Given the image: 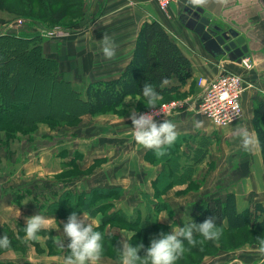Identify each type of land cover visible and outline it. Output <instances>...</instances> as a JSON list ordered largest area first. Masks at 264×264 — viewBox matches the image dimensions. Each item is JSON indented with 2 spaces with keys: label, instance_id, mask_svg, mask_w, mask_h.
<instances>
[{
  "label": "rangeland",
  "instance_id": "obj_1",
  "mask_svg": "<svg viewBox=\"0 0 264 264\" xmlns=\"http://www.w3.org/2000/svg\"><path fill=\"white\" fill-rule=\"evenodd\" d=\"M49 1L50 11L46 9V7L40 0H0V25H2V31L24 34L37 33L40 34L44 38V40L51 38H62V36L65 35L63 34L64 31L62 30L63 32H61L59 30H68L75 26L78 19L82 17L81 15L85 10V4L87 0ZM124 1L126 5H135L132 0ZM155 1L160 11L167 12L168 8L162 9L159 6L157 0ZM229 1L230 0H225L224 4ZM241 1L243 4H245L246 12L242 19V21H244L242 22L244 23V25H242V27H240L239 29L240 33L244 34L243 31L246 27L247 29L251 30L250 32H248L247 36L261 38L260 42L264 43V30L262 31V27H264L263 0ZM70 2H72V4L69 8V11H66L67 15H65L62 20L55 21L53 16L56 15L59 9L66 6ZM231 3L235 2L232 0ZM207 6H209V8H211L212 10H215L216 15L218 13V15H220V9L217 0L207 4ZM74 9L75 11L78 9V16H75L72 13ZM252 12H254L253 15L249 14ZM222 13L226 15L229 13V11L226 10L225 13L222 11ZM29 16L39 18L37 20H32L29 19ZM11 47L12 46L8 44L6 45L5 50L7 53V57L14 58L12 60L18 63L17 69L21 74L19 88H22V90L16 96L15 100H13V102L18 105L23 104V106L19 107L25 106L24 109H26L27 111L28 109H31L34 106L33 108H35L41 113L45 111V108L43 106L44 103H47L48 106L51 107L61 106L62 108H65L63 99L64 89L62 87L57 88L53 86L52 81L47 77L46 73L42 72V70H37V68L40 67V65L42 64L38 62L35 57L24 55L22 56L20 55L19 51H13ZM225 57L226 63H229V65H231V63L228 62L230 57L227 55ZM252 60H249V63L252 64L251 68L254 67V60ZM8 62L4 64L3 69H8V65L10 63ZM258 66L261 67L260 65ZM2 71L3 70H1L0 74V89L3 88L4 80L6 78V73ZM241 72L244 76L245 81L250 82L254 79L252 78L253 76L251 77V75L245 76L244 71ZM39 86L44 88L42 93H40L39 91ZM50 92H52V99L49 100L48 94ZM255 92L260 91H253V93ZM252 94L249 95L248 93L246 95V100L248 101V103L251 101L250 96ZM38 95L40 96V99L42 101L40 107H36V105L38 104L35 103L37 102L36 96ZM70 98L72 97L70 96ZM172 98L177 99L180 97L171 94L162 95L160 96L157 105L155 107L150 108L146 105V101L142 100L139 95H129L122 100L119 106L115 107L114 109L104 110L100 114L92 115L83 112L79 116L78 121L77 119H75L71 122H64L61 120L59 121L56 119L42 117L39 118L36 123H34L33 128L24 127L23 129H26V131L22 132V130H18L17 134L25 135L28 139H31L33 134L37 132L42 135L49 134L46 136L49 138L48 140H50V143H77V141L101 142L105 139V141L113 142L108 144H110L120 154L122 153L123 155H128L126 156V158H122V160L126 161V163L130 165H134L135 167L139 165V160L143 159L142 156L145 154L143 160L148 162L150 165L157 167L155 177L151 180L152 183L155 180L156 176L163 170V167H169L172 172L174 168L172 167V163H166L164 165L162 161L156 159L152 149L145 148L135 141L132 132L131 120L129 119V113L134 109L139 112H152L156 109H159L161 107V103ZM251 105L253 107V101L251 102ZM248 107H250V105H246V108ZM248 110L249 109H247V111ZM22 111L24 110L22 109ZM22 111L18 109L16 110V112L13 113L18 114ZM35 116L36 115L32 116V118H35ZM41 116H43V114ZM92 119L95 120L92 122ZM202 120L206 121L210 126L212 125V129L210 132H204L203 134H199L203 140L201 142H204L202 148L206 149L203 156L200 157V155H197L196 157L191 158L192 168L190 172H180L177 174L171 173L173 179H169V182L172 185H170L165 191L159 192V194L156 196H154L153 192V198L159 200V202H155L154 204H163L159 211L156 210V215H152V220L158 221V225H153L148 229L142 230L139 234L138 232L140 231V229L137 225L129 224L121 219L113 220L108 223L102 224L101 220L103 217V212L98 213L94 217L99 218V230L105 233L104 253L101 260L99 261V264H120L119 242L123 239L130 238L133 244L142 242L145 247H147L150 240L154 238L160 231L168 232L171 231L172 225H182L180 220L182 212L179 210V208H177L180 207V205H182L181 209L184 213L187 212L188 214H192L194 212L192 207L199 204L203 199L210 197V195H215L214 197H221L223 196L220 194L222 191L227 190L231 186L237 185H241L243 190L252 188V190L249 192L250 194L248 195V198H259L256 192V190L258 191V189L260 190L259 193H261V195L264 194V186H262L260 181L251 180V178L246 179L244 177L245 172L241 169V167H239L235 173L232 172L229 175H227V172L225 174L223 173L225 176L221 175V173H217V169L214 167L215 164L213 165V163L211 162V158L214 157L215 154L210 155L208 157L209 160L206 162V164H203L199 167V164L205 159L207 151H219V163H222V158L224 159L227 157L225 151H227V154L232 153L233 151H249L246 150L242 144H236L235 140L230 139L229 134L227 132L215 127L208 118H202ZM30 122H32V119L27 121L26 124ZM41 125L46 126V130L37 131L38 128L41 127ZM29 131L31 133H29ZM0 132L4 134V139H6L5 137L7 136L4 130H0ZM53 132L54 134H52ZM209 133L213 134L214 137L211 138L212 135ZM119 138H121V140H118ZM11 139L8 140V143H0V145H8ZM212 145H216L213 146L215 147V150L212 148ZM17 146L20 148L24 147L25 152L27 153L28 151L26 150L29 147V142H22L19 140L17 142ZM178 148H180V146H178ZM184 149V151L189 154L194 152L192 147L191 150L188 149L187 143ZM237 155L238 154L232 155V157L237 159ZM198 157L200 158L197 159ZM241 157L244 159L246 158L244 154H242ZM185 159L187 161V156L185 157ZM79 160L80 158H78V161ZM103 161H106V159ZM103 161H101V163ZM215 166L217 167V165ZM132 168L134 167H131V169ZM7 169L8 168L4 169V167L0 165V188H6L5 191H2L0 189V196L2 197V200L3 197L6 201H9L10 199H12L13 201L16 200V202L14 201V203L16 204L15 206H19L21 194L16 193L14 199L13 195H11V188L6 187L5 184V182L9 181L7 180ZM134 169L136 170V168ZM94 172L95 165H92L91 168L87 167L85 169L77 167H64L56 175L47 178L55 179L57 183H74V181L77 180L90 182L93 180V178H96V176L100 178L99 172ZM123 174L129 175L130 173L127 171ZM39 181L43 182V180L40 179ZM44 182L46 183V181ZM155 187H153V191L157 190ZM47 188L52 193L53 188L51 186H47ZM54 190H56V188H54ZM125 190L126 188H122L118 195H111L109 197V200L111 202L110 204H108L107 207H105V209H118V206H120V202L118 201L126 198ZM62 192L63 190L59 189L55 191L54 194L50 195L48 198L37 200V203L26 206L27 210L23 211H39L43 213L47 201H53L57 199ZM228 192L235 193V191ZM236 194L235 197L237 196ZM145 195L148 194L142 192V196L145 197ZM196 196H198V198L195 199ZM93 197H95L96 199L98 198L96 195H94ZM180 202L183 203L180 204ZM7 203L9 204V202ZM253 203L255 202L249 203L248 207ZM15 210L16 208H13L11 210L10 206H6L4 210L0 211V234L7 233L11 239L10 247L0 248V260H4L9 264H14L16 262H18L19 264H63L64 256L67 254L68 250L66 248H61L58 246V244L56 243V237L61 235L60 232H62V224L67 219L65 213L62 212L63 216H58L54 213L55 211L51 210L50 213L52 214L45 216L49 219L54 220V223L42 229L38 234L37 239L30 240L26 237L24 232L26 217H28V215L26 214L28 213L20 214L17 210ZM153 211L154 210H152V212ZM71 212L72 211H70V213ZM175 212H177L179 215ZM77 213L80 214L81 212ZM143 215L144 213L142 212V216ZM182 217L184 218V214L182 215ZM163 220H165L167 224ZM219 227L221 228V235L216 240H204L197 234V243L195 245H187L183 257H181L176 262V264H221L223 263V261L232 258L239 259L242 258V256L244 257L242 258V261L245 262L252 260L258 261L261 257L264 256V253H262L258 247L261 238H264V231H258L257 229H254L251 226H245L240 229H227L222 226ZM108 233H111L112 235L109 236ZM140 254L143 255V249L140 250Z\"/></svg>",
  "mask_w": 264,
  "mask_h": 264
},
{
  "label": "crops",
  "instance_id": "obj_2",
  "mask_svg": "<svg viewBox=\"0 0 264 264\" xmlns=\"http://www.w3.org/2000/svg\"><path fill=\"white\" fill-rule=\"evenodd\" d=\"M132 1L135 3V5L132 4L133 6L126 5L124 0H87L85 10L81 15L82 17L78 19L75 26L68 30L65 29L63 33L65 35L62 36V38L45 39L43 41L44 51L46 54L58 59L62 67L63 77L71 82L73 88L80 92L82 98H85L86 87L89 82L98 78H109L120 74L132 56L135 38L142 22L151 18L159 20L164 24L169 35L179 45L182 52L190 59L192 64V78L180 85L176 90H169V92H167L168 94L179 96L180 98H172L170 100H177L181 104L171 114L158 119V121L171 119L176 123L180 133L178 138L182 140V144L180 145L181 150H185L184 147L186 145L182 137H195L193 142L189 141L192 148H195L197 147V140L199 141L201 137L199 134L210 132L212 129V125L210 126L206 121L202 120V118L206 117L197 110L200 93V88L197 85V78L200 76L207 79L212 78L218 73V68L222 63L229 68H232L233 64L231 63V65H229V63H226V55H213L200 37L182 21L178 13L176 0L170 2L167 12L160 11L155 0ZM192 1L202 5L217 18L221 15V18L238 21L240 27L244 25L242 19L246 12V7L241 0L234 1L236 4L233 7L232 5H227L228 3L224 4L225 0H217L220 15H218L219 13L216 15L215 10L207 6V4L215 0ZM239 5L240 8L238 7ZM226 10L229 11V13L225 15L222 11L225 13ZM254 12L249 14L253 15ZM1 26L2 25H0V29L3 30ZM263 30L264 27H262V31ZM250 31V29L245 27L243 33L247 36ZM104 35L110 36L115 41L116 54L112 58H107L103 54L102 37ZM247 37L249 38V44L252 49L250 59L254 60H252L254 62V67L250 69H241V67L234 65V68L244 71L245 76H253L252 78L254 79L250 81L253 87H248L244 90L241 116L229 125L219 128L227 132L230 139L235 140L236 144H242L238 134V130L242 126H247L249 129L255 131L251 122L253 113V107L251 105L252 95L250 96L251 101L249 103L246 100V95L248 93L249 95L252 94L253 91H260L264 95V43L262 42V44L260 42L261 38ZM230 60L232 59L230 58L228 62H230ZM177 83L176 79H172L170 82H166L163 85L170 89L171 85ZM246 105H250V107L246 108ZM247 109L249 110L247 111ZM94 120L95 119H92L91 121L93 122ZM196 121L201 122L199 127L195 126ZM45 127L46 126L41 125L37 131L46 130ZM52 134H54V132ZM46 135L49 134L42 135L37 132L33 134L31 139H28L25 135L17 134L9 141L8 145H0V165H2L4 169L8 168L6 173L8 174L7 180L9 181L5 182L6 187L11 188V195H13L14 199L16 193L21 194L19 206H15L16 204L14 201L16 202V200L13 201L10 199L6 201L4 197L2 200L0 196V211L4 210L6 206H10L11 210L16 208L20 214L28 213L26 215L31 216L37 212H24L23 210H27L26 206L37 203V200L48 198L59 189L82 191L89 190L95 186H121L124 189L126 188V198L118 201L120 202L118 209H121L128 216H135L136 210L138 208L142 209L145 206L146 198L142 196V192L148 195L152 194L150 198L155 201L153 198L154 191L151 180L155 177L157 167L143 160L145 154L142 156L143 159L139 160V165L135 167L122 160V158H126L128 155L120 154L108 144L113 142L105 141V139L101 142L77 141V143H50ZM211 135V138H213V134ZM3 139L4 134L0 132V141ZM19 140L22 142H29V147L26 150L28 151L27 153L24 147L20 148L17 146ZM118 140H121V138ZM201 141H203L202 138ZM213 146L216 145H212V148L215 150ZM77 152L80 153V160L78 161L80 166L82 164L81 167L85 169L89 167L90 164L95 165V172H99L100 178L96 176V178H93L90 182L77 180L74 181V183H57L55 179L47 178L56 175L63 169V164L71 159L73 154ZM203 154L204 153H198L197 155L202 157ZM206 154L205 159L199 164V167L206 164L210 155L215 154V156L211 158V162L213 165H217V167L214 165L217 169V173H221V175L225 176L224 174L226 172L227 175H229L232 172L235 173L237 169L241 167L245 172L244 177L246 179L251 178V180L260 181L262 186H264V163L259 147H253L249 151H233L229 154L225 151L228 158H222V163H219V151H207ZM235 154H238L237 159L232 157V155ZM242 154L246 157L245 159L241 157ZM194 157L193 153L189 154L187 162L191 163V158ZM94 159L96 160L94 161ZM105 159L106 161H103ZM101 161L103 162L101 163ZM131 167L136 168V170L134 168L131 169ZM127 171L130 174L124 175L123 173ZM39 179L43 180V182L39 181ZM44 181H46V183ZM47 186L53 188L52 193L48 190ZM54 188H56V190H54ZM0 189L2 191L6 190V188ZM251 190L252 188L243 190L241 185H237L229 187L220 194L224 195L228 191H235V194L237 193L236 207L241 211L247 208L251 202L264 203V194L261 195L259 189L258 191L256 190L257 196L259 197L257 198L258 200L251 197L248 198ZM210 196L214 197L215 195ZM196 198H198V196H196L195 199ZM7 202H9V204ZM181 203L183 202H180V204ZM152 205L154 207L155 204ZM177 208L182 212L180 216L181 219L184 214L181 209L182 205ZM175 213L178 214L177 212ZM262 217L264 218V213ZM163 221L167 224L165 220ZM263 257L258 261L252 260L245 262L242 261V258H244L242 256V258L239 259L232 258L223 261L221 264H264ZM0 264L9 263L0 260ZM14 264L19 263L16 262Z\"/></svg>",
  "mask_w": 264,
  "mask_h": 264
},
{
  "label": "trees",
  "instance_id": "obj_3",
  "mask_svg": "<svg viewBox=\"0 0 264 264\" xmlns=\"http://www.w3.org/2000/svg\"><path fill=\"white\" fill-rule=\"evenodd\" d=\"M40 1L50 11V1ZM71 4L72 2L59 9L56 15L53 16L54 20H62L67 15L66 11H69ZM72 13L78 16V9L76 11L74 9ZM38 18L29 16V19L32 20H37ZM43 41L44 38L37 33L24 34L3 32L0 30V74L1 70L6 73L4 86L0 89V130H4L7 136L0 143H8L9 139L16 136L18 130L25 132L26 129H23L24 127L33 128L34 123L42 117L64 122H71L75 119L78 121L79 116L83 112L96 115L102 113L104 110L114 109L129 95H139L142 100L146 101V98L141 93L142 86L146 80H150L157 85V91L162 96L168 94L167 92L169 90H176L180 85L192 78V64L190 59L171 38L164 24L157 19L151 18L142 22L135 38L132 56L120 74L109 78H98L89 82L86 87L85 98H82L80 92L73 88L71 82L63 77L62 67L58 59L43 51ZM8 44L12 46L11 49L13 51H19L22 56H33L42 64L37 70L45 72L47 77L52 81L53 86L64 89L63 99L65 108L61 106L51 107L47 103H44L45 111L41 113L33 108L34 106L27 111L24 109L25 106L19 107L23 106V104L18 105L13 102L22 90L21 87L19 88L21 74L17 69L18 63L12 60L14 58L7 57L5 47ZM6 62L9 65L8 69L5 70L3 67ZM172 79H176L178 83L171 85L170 89L163 85ZM43 89V87L39 86L40 93L43 92ZM39 95L36 96L37 102L35 103L38 104L36 107H40L42 102ZM48 95L49 100L52 99V92ZM252 101L253 113L251 122L255 132L259 134L261 142V147L259 148L264 163V95L261 92H255L252 94ZM18 109L21 111L23 109L24 111L18 114L13 113ZM42 114L43 116H41ZM34 115H36L35 118H32ZM31 119L32 122L26 124ZM29 133L31 132L29 131ZM194 138L192 136H189V138L182 137L188 144L189 150L192 147L189 141L193 142ZM179 139L172 145L167 146V151L162 157H158L153 151L157 160L162 161L164 165L166 163H172V167L174 168L172 172L169 167H163V170L156 176L152 182V186H156L155 188L157 189L156 191L154 190V196L158 195L161 191H165L172 185L169 182V179H173L171 173L177 174L191 171L192 163H188L185 159L186 156L187 158L189 157V153L178 148L182 144V140ZM203 143L200 137L199 141L197 140L196 142L197 147H193L195 157L198 153H205L206 149L202 148ZM78 158H80V153H74L73 157L66 161L63 166L66 168H82V164L80 166ZM89 167L91 168L92 165L90 164ZM121 190V186H95L89 190L82 191L64 189L57 199L47 201L43 214H52L50 213L52 210L58 216H63L62 212H64L67 217L70 211L82 212L83 209H87L95 217L98 213L103 212L102 224L121 219L129 224L137 225L140 229L139 234L142 230L159 224L158 221L152 220V215H156V210L159 211L163 204H155V208H152V204L159 202V200L155 198V201H153L149 195H145L146 204L143 209L138 208L136 210L135 216H128L121 209H105L111 202L109 197L115 194L118 195ZM94 195L98 198L93 197ZM192 209L194 212L189 215L196 222H201L205 218L214 215L217 219L218 226L227 229H240L245 226H251L258 231H264V218L262 217L264 212L263 205L255 202L244 210L239 211L236 207L234 192H227L221 197L210 196L205 198L199 204L192 207ZM152 210L154 211L152 212ZM142 212L144 213L143 216ZM185 218L180 219L181 224L183 223L182 219Z\"/></svg>",
  "mask_w": 264,
  "mask_h": 264
},
{
  "label": "clouds",
  "instance_id": "obj_4",
  "mask_svg": "<svg viewBox=\"0 0 264 264\" xmlns=\"http://www.w3.org/2000/svg\"><path fill=\"white\" fill-rule=\"evenodd\" d=\"M102 40L104 56L112 58L116 54L115 41L108 35H104ZM141 93L150 108L157 105L161 95L157 91V85L150 80L144 82ZM156 115L153 112H139L134 109L129 113V119L135 141L145 148L152 149L158 157H162L167 151V146L175 143L180 133L173 120L158 121L155 119ZM200 124V121H196L195 126L199 127ZM238 134L246 150L261 147L258 132L242 126ZM184 217L186 218L182 219V225L174 224L171 231H160L150 240L147 247L142 242L133 244L130 238L121 240L120 264H176L183 257L186 246L197 243V234L204 240H216L220 237L221 228L214 215L201 222H196L187 212L184 213ZM52 223L54 220L38 211L26 217L25 235L28 239L35 240L40 231ZM99 223V218H94L87 209H83L80 214L73 211L67 216L62 224L61 235L56 237L58 246L68 250L63 264H99L104 253L105 240V233L99 230ZM10 245L11 239L8 234H0V248H8ZM258 247L264 253V238H261ZM141 249L143 255L140 254Z\"/></svg>",
  "mask_w": 264,
  "mask_h": 264
},
{
  "label": "built area",
  "instance_id": "obj_5",
  "mask_svg": "<svg viewBox=\"0 0 264 264\" xmlns=\"http://www.w3.org/2000/svg\"><path fill=\"white\" fill-rule=\"evenodd\" d=\"M173 0H157L162 9L168 8ZM65 29L59 31L63 32ZM250 57H244L240 62L235 59L230 60L232 68L222 63L218 68V73L212 78L200 76L197 78V85L200 88L197 110L208 118L217 127H225L237 120L242 114V98L244 90L253 87L252 83L245 81L240 70H236L234 65L241 69H250ZM181 103L177 100H167L161 103V107L152 111L155 119H161L171 114Z\"/></svg>",
  "mask_w": 264,
  "mask_h": 264
},
{
  "label": "water",
  "instance_id": "obj_6",
  "mask_svg": "<svg viewBox=\"0 0 264 264\" xmlns=\"http://www.w3.org/2000/svg\"><path fill=\"white\" fill-rule=\"evenodd\" d=\"M182 21L203 41L213 55L225 54L229 48L245 54L233 56L237 62L248 57L246 36L234 27H229L202 5L192 0H176ZM264 4V0H263ZM228 42V43H226Z\"/></svg>",
  "mask_w": 264,
  "mask_h": 264
},
{
  "label": "flooded vegetation",
  "instance_id": "obj_7",
  "mask_svg": "<svg viewBox=\"0 0 264 264\" xmlns=\"http://www.w3.org/2000/svg\"><path fill=\"white\" fill-rule=\"evenodd\" d=\"M232 0H230L229 2H227L228 4H231L232 7L235 6L236 3H231ZM233 1H236V0H233ZM242 4V3H241ZM240 8V5L238 6ZM219 20H221L222 22H224L226 25H228L229 27H234L235 29L239 30L240 29V25L238 24V21L236 20H229V19H225V18H221L219 17L218 18ZM240 31V30H239ZM245 35V34H244ZM246 36V35H245ZM246 42H247V47H248V50H247V54L250 55L252 54V49L250 47V44H249V38L246 36ZM228 43V42H226ZM241 54H245L243 52H236L233 48H229L228 51L225 52V54H222V55H227L229 56L231 59L233 58V56H236V55H241Z\"/></svg>",
  "mask_w": 264,
  "mask_h": 264
}]
</instances>
